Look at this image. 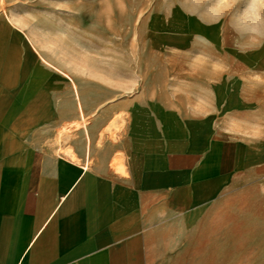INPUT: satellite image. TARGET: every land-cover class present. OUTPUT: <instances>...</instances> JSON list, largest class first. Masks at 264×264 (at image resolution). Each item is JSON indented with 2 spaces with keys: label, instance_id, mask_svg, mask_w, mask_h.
<instances>
[{
  "label": "rangeland",
  "instance_id": "374dc122",
  "mask_svg": "<svg viewBox=\"0 0 264 264\" xmlns=\"http://www.w3.org/2000/svg\"><path fill=\"white\" fill-rule=\"evenodd\" d=\"M0 120L23 124L38 155L65 154L83 129L100 148L165 155L262 138L264 0H0ZM215 197L196 254L170 264H264L250 236L264 234V172ZM243 232L253 247L236 245Z\"/></svg>",
  "mask_w": 264,
  "mask_h": 264
},
{
  "label": "crops",
  "instance_id": "0c3cea01",
  "mask_svg": "<svg viewBox=\"0 0 264 264\" xmlns=\"http://www.w3.org/2000/svg\"><path fill=\"white\" fill-rule=\"evenodd\" d=\"M72 89L81 120L83 105ZM21 126L0 124V264L181 262L182 254H196L197 223L212 221L222 201L215 195L264 172V137L165 155L144 143L100 148L83 129L65 154L38 155L22 146L28 134ZM252 227L251 237H264ZM248 234L238 247L255 245Z\"/></svg>",
  "mask_w": 264,
  "mask_h": 264
}]
</instances>
